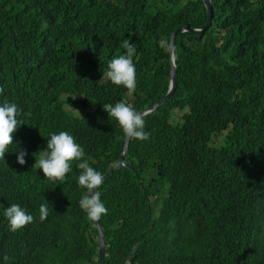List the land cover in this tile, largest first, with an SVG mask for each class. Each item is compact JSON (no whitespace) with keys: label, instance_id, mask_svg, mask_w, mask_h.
Masks as SVG:
<instances>
[{"label":"trees","instance_id":"obj_1","mask_svg":"<svg viewBox=\"0 0 264 264\" xmlns=\"http://www.w3.org/2000/svg\"><path fill=\"white\" fill-rule=\"evenodd\" d=\"M211 4L201 34L173 37L175 89L144 114L149 139H129L126 166L105 173L124 134L103 104L140 111L164 95L160 40L202 27V2L0 0V104L15 103L22 122L0 159V264H98L96 229L79 206L80 161L62 181L35 164L60 131L104 178L103 264H264V0ZM125 41L135 47L131 95L105 75ZM11 204L34 218L16 232L4 216Z\"/></svg>","mask_w":264,"mask_h":264},{"label":"clouds","instance_id":"obj_2","mask_svg":"<svg viewBox=\"0 0 264 264\" xmlns=\"http://www.w3.org/2000/svg\"><path fill=\"white\" fill-rule=\"evenodd\" d=\"M160 45L164 48L172 47L167 38H162ZM122 47L126 49V54L111 59L107 64L105 75L113 85L124 87L131 95L137 89L136 69L132 61L135 47L129 41H125ZM103 110L108 114V117L116 121L122 133L128 139L142 141L149 139V134L144 131V114L136 111L129 104L123 101L114 105L103 104ZM18 114L19 109L15 103L5 101L0 104V159H4L5 153L9 151V146L13 144V133L22 124L17 119ZM84 155L83 149L75 138L67 131H60L59 133L50 134L46 149L40 151L39 159L38 161L35 160V164L42 171L45 179L62 181L65 179L66 174L71 171L72 163L80 161L77 164V167L81 170L77 183L86 192L80 199L79 206L85 212L89 221L97 222L108 211L100 199V192L97 191L103 185L104 178L100 172L89 165L87 160L83 159ZM25 156L26 153L23 150L18 151L17 163L24 165L26 163ZM39 213L40 221L43 222L49 214L48 205L41 204ZM4 216L7 219L9 230L12 232L22 229L34 220L33 216L27 214L18 204H11L4 208ZM5 259L7 258L5 257Z\"/></svg>","mask_w":264,"mask_h":264},{"label":"water","instance_id":"obj_3","mask_svg":"<svg viewBox=\"0 0 264 264\" xmlns=\"http://www.w3.org/2000/svg\"><path fill=\"white\" fill-rule=\"evenodd\" d=\"M203 4V7L206 12V17H205V22L202 27L200 28H189L187 25H183L181 27L176 28L174 31L170 32L168 40L171 42L172 47L168 48V54H169V70H168V85H167V90L164 93V95L154 102L153 104L144 107L141 109L140 113L146 114L153 109L157 108L159 105H161L174 91L175 89V82H176V76H175V65H174V59H173V37L176 33H182V32H188V33H193V34H201L210 24L211 22V17H212V4L211 0H200ZM129 139L124 136L123 138V143L121 147V151L119 153V157L117 161H115L111 166H109L106 172H109L111 169L117 167V166H126V164L123 161L126 149H127V144H128ZM97 233V242H98V264H103V254H104V243H103V237H102V231L101 228L99 227L97 222H92Z\"/></svg>","mask_w":264,"mask_h":264},{"label":"rangeland","instance_id":"obj_4","mask_svg":"<svg viewBox=\"0 0 264 264\" xmlns=\"http://www.w3.org/2000/svg\"><path fill=\"white\" fill-rule=\"evenodd\" d=\"M68 108V107H67ZM70 111L74 112V113H78L77 111H80V109L78 107H74V108H68ZM77 110V111H76ZM170 121H176V116L172 115L170 118Z\"/></svg>","mask_w":264,"mask_h":264}]
</instances>
